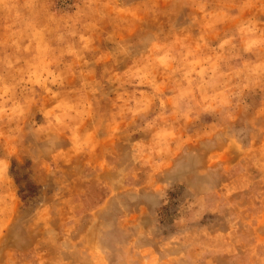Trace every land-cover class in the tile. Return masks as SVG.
Segmentation results:
<instances>
[{
  "label": "clouds",
  "instance_id": "obj_1",
  "mask_svg": "<svg viewBox=\"0 0 264 264\" xmlns=\"http://www.w3.org/2000/svg\"><path fill=\"white\" fill-rule=\"evenodd\" d=\"M0 264H264V0H0Z\"/></svg>",
  "mask_w": 264,
  "mask_h": 264
}]
</instances>
